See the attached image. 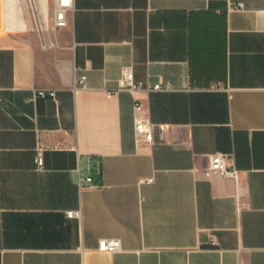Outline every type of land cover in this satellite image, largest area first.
I'll return each mask as SVG.
<instances>
[{"label": "crops", "instance_id": "crops-1", "mask_svg": "<svg viewBox=\"0 0 264 264\" xmlns=\"http://www.w3.org/2000/svg\"><path fill=\"white\" fill-rule=\"evenodd\" d=\"M23 1L0 0V264H264V0H71L56 28ZM125 65L170 87L107 96ZM216 152L237 182L204 174Z\"/></svg>", "mask_w": 264, "mask_h": 264}, {"label": "built area", "instance_id": "built-area-1", "mask_svg": "<svg viewBox=\"0 0 264 264\" xmlns=\"http://www.w3.org/2000/svg\"><path fill=\"white\" fill-rule=\"evenodd\" d=\"M47 3L48 0H41ZM53 6V22L51 24L52 28L64 27L67 24L66 11L71 7V0H52ZM235 7L240 8V5ZM85 80V75H81L77 79L78 84H83ZM147 87L151 90L168 89L170 85L168 83L156 82L152 86H144L141 80H137L134 77L133 70L130 65H125L122 67L120 76L117 79L116 86L113 90L106 91L107 96H111L114 92L119 90H127L133 94L136 90ZM36 95L40 96H54L53 90H47L44 88H39L35 91ZM133 130H134V140L136 143L140 142H152L153 125L150 122L148 116L142 112V106L139 100H135L133 103ZM43 149L44 147L38 141L35 147V153L33 156L34 163L37 169H42L43 162ZM92 173H95L99 179H102V169L100 160H96L94 168H88L87 174L83 175L80 172L77 175V184L83 186L84 183L87 186H100L101 181H93ZM204 174L209 176L211 174H218L224 177L232 178L235 182L238 181V169L231 161L229 154L216 152L210 154L208 157V163L204 169ZM145 182H150L151 177L142 179ZM66 215L68 217L78 218L80 216L79 210H67ZM97 249L103 252H115L120 249V240L116 237H103L98 240Z\"/></svg>", "mask_w": 264, "mask_h": 264}, {"label": "rangeland", "instance_id": "rangeland-1", "mask_svg": "<svg viewBox=\"0 0 264 264\" xmlns=\"http://www.w3.org/2000/svg\"><path fill=\"white\" fill-rule=\"evenodd\" d=\"M18 9L22 12L23 20L24 19H30L33 24H35V17H40L42 14L41 6L39 2L36 0H33L32 2L30 0H24L23 3L19 4ZM20 27L23 26L22 23L19 24Z\"/></svg>", "mask_w": 264, "mask_h": 264}, {"label": "bare ground", "instance_id": "bare-ground-1", "mask_svg": "<svg viewBox=\"0 0 264 264\" xmlns=\"http://www.w3.org/2000/svg\"><path fill=\"white\" fill-rule=\"evenodd\" d=\"M8 13H9V11L4 12V19L5 20L9 19ZM6 22H8V21H6Z\"/></svg>", "mask_w": 264, "mask_h": 264}]
</instances>
